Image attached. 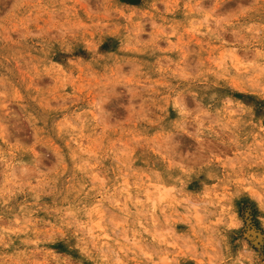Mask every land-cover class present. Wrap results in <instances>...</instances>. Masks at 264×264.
Here are the masks:
<instances>
[{
	"label": "rangeland",
	"instance_id": "obj_1",
	"mask_svg": "<svg viewBox=\"0 0 264 264\" xmlns=\"http://www.w3.org/2000/svg\"><path fill=\"white\" fill-rule=\"evenodd\" d=\"M168 257L264 264V0H0V264Z\"/></svg>",
	"mask_w": 264,
	"mask_h": 264
},
{
	"label": "bare ground",
	"instance_id": "obj_2",
	"mask_svg": "<svg viewBox=\"0 0 264 264\" xmlns=\"http://www.w3.org/2000/svg\"><path fill=\"white\" fill-rule=\"evenodd\" d=\"M160 194H161V192H160ZM163 194V193H162ZM166 195L165 194H163V195H161L160 196V200H161V202L162 201H164L165 199H166ZM159 199V198H158ZM189 199V198H188ZM187 199V200H188ZM185 200V199H184ZM183 201V200H182ZM155 202V201H154ZM185 202H190V200L189 201H185ZM184 202V203H185ZM152 206H156L155 204L154 205H152ZM105 210H102L101 211V213H100V217H99V220H98V222H99V224L101 225L102 224V222H103V220H105V212H104ZM122 211V210H121ZM123 212H124V210H123ZM129 220V219H128ZM89 228V227H88ZM174 242H175V240H173ZM166 243H169L170 244V242L169 241H166ZM130 245V244H129ZM174 246V245H173ZM129 247V246H128ZM167 249V248H166ZM169 251V250H168ZM169 261H171V263L170 264H173V263H175V261H176V258L174 257V258H170V257H168L167 258Z\"/></svg>",
	"mask_w": 264,
	"mask_h": 264
}]
</instances>
